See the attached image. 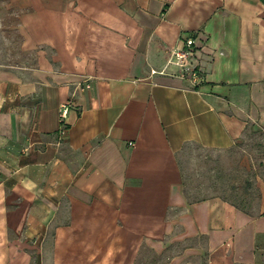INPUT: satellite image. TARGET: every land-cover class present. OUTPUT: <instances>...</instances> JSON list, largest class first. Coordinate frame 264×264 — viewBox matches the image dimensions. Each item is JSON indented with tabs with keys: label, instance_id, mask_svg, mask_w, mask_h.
Instances as JSON below:
<instances>
[{
	"label": "crops",
	"instance_id": "0c3cea01",
	"mask_svg": "<svg viewBox=\"0 0 264 264\" xmlns=\"http://www.w3.org/2000/svg\"><path fill=\"white\" fill-rule=\"evenodd\" d=\"M256 129L261 0H0V264L257 263L264 188L191 201L180 162Z\"/></svg>",
	"mask_w": 264,
	"mask_h": 264
},
{
	"label": "rangeland",
	"instance_id": "374dc122",
	"mask_svg": "<svg viewBox=\"0 0 264 264\" xmlns=\"http://www.w3.org/2000/svg\"><path fill=\"white\" fill-rule=\"evenodd\" d=\"M180 162L184 191L189 200L219 195L237 206L245 205L248 199L258 201L259 188H264V130L246 132L233 147L223 152L190 149L184 152ZM257 249L260 257L255 264H264V240ZM179 250L180 246L174 245L156 256L144 249L142 261L137 264H163ZM27 264H38L37 249L30 252Z\"/></svg>",
	"mask_w": 264,
	"mask_h": 264
},
{
	"label": "built area",
	"instance_id": "2783aa9c",
	"mask_svg": "<svg viewBox=\"0 0 264 264\" xmlns=\"http://www.w3.org/2000/svg\"><path fill=\"white\" fill-rule=\"evenodd\" d=\"M195 51L194 40L191 37L185 38L183 40V48L182 50L175 53L176 64L183 68V70L189 75L196 78V74L194 73V68L190 63V59L193 57ZM86 87H88L86 85ZM66 114V108L60 112V118L63 119ZM63 134V132H61Z\"/></svg>",
	"mask_w": 264,
	"mask_h": 264
},
{
	"label": "trees",
	"instance_id": "16d2710c",
	"mask_svg": "<svg viewBox=\"0 0 264 264\" xmlns=\"http://www.w3.org/2000/svg\"><path fill=\"white\" fill-rule=\"evenodd\" d=\"M264 3V0H261Z\"/></svg>",
	"mask_w": 264,
	"mask_h": 264
}]
</instances>
